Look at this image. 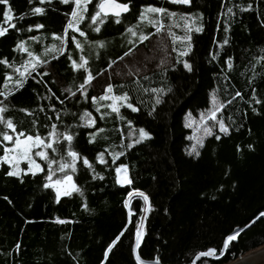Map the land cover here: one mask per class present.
I'll list each match as a JSON object with an SVG mask.
<instances>
[{
	"label": "trees",
	"instance_id": "1",
	"mask_svg": "<svg viewBox=\"0 0 264 264\" xmlns=\"http://www.w3.org/2000/svg\"><path fill=\"white\" fill-rule=\"evenodd\" d=\"M95 2L89 5L90 11ZM10 5L13 9L11 21L5 23L0 14V26L8 28V33L0 37V59L6 58L19 66L27 58L25 53L13 51L21 41H32L34 45L31 46L42 55L53 44L60 46L59 41L53 40V33L63 35L68 5L53 0L52 6H43L44 15L30 14L32 7L40 6L38 0H33L32 4L28 0H10ZM147 5L163 6L185 15H202L199 23L203 31L191 36L188 55L180 57V63L176 62L177 53L172 51L177 43L173 45L167 28L151 35L143 44H126V24H136L141 7ZM248 5H252L251 10H240ZM228 7L233 9L231 14H227ZM21 16L24 18L20 19ZM121 20V24H116L109 18L101 25L100 33L88 28L90 20L82 24L80 27L87 34V42L78 33L75 35L83 51L71 43L73 33L69 30L63 55L42 56L50 62L37 71H46L48 75L29 79L5 101L9 110L4 115L14 120L19 131L47 136L48 126L55 123L57 131L68 128L76 133L74 149L87 157L105 179L93 180L92 173L80 163L74 181L83 196L73 193L62 196L57 203L54 191L43 187L47 174L44 161L39 159L44 171L20 177H8V166L0 165V264H135L131 253L135 242L134 223L144 215L141 209L145 205L141 198L130 202L135 215L129 223L124 201L129 199L127 193L133 190L143 191L153 209L147 214L145 233L138 249L143 261L154 262L159 258L160 264H193V261L195 264H230L264 246V217L260 216L264 212V61L257 63L264 57V0H192L190 5H173L168 0H131L130 11ZM36 24L44 27L37 30ZM29 26H32L31 32L27 31ZM172 31L177 33L176 28ZM146 32L153 33L154 29L148 27ZM32 36L37 39H30ZM39 38H43L42 41ZM163 38L170 55L162 64L157 55ZM97 41H104L105 47L100 48ZM130 47L132 53L124 56ZM53 55L59 58L52 59ZM69 55L77 63L81 56L89 61L87 67L94 79L87 86V100L77 92L87 74L82 69L72 70ZM184 60L191 65V72L183 67ZM228 63L232 64L231 69ZM111 72L119 74L109 81L114 85V92L128 91L131 102L139 108L138 112L121 108L124 121L116 119L114 113L101 120V113L107 110L101 108L98 113L92 104L93 96L103 95L100 88ZM5 74L12 75V69L0 65V90H4ZM144 76L149 79L144 80ZM41 80L44 83L37 82ZM136 80L139 85L134 83ZM45 84L55 93L50 100L40 99L51 95ZM140 85L171 87L172 92L164 96V103L149 115L154 99L139 92ZM253 88L261 104L252 101ZM66 89L77 92L76 96H71ZM237 91L243 99L237 97L227 105ZM213 92L227 105L223 117L229 125V134L215 129L221 139L217 140L215 135L208 137L200 155L190 156L192 129L185 125L211 107ZM50 104L55 106L61 119L57 120L56 113L48 110ZM40 107L45 111L40 112ZM20 109H27L34 115H26ZM85 111L96 119L95 128L78 126L83 123L79 116ZM49 116L51 120L47 119ZM228 116L232 117L231 121ZM33 119L38 121L35 128ZM127 121L137 130L144 128L151 139L130 150L122 149L121 131L125 146L128 142ZM97 128L105 131L97 132L95 142L88 143L92 139L90 133ZM105 148L125 151L116 163L128 165L131 186L121 187L114 183L115 165L111 164V156L105 155L108 165L95 162L97 153ZM48 151L51 155V150ZM83 204L87 205V211ZM57 220L70 222L60 224ZM250 224L221 255L226 236ZM121 231L124 235L105 260L107 246ZM208 248L217 249L219 259H197V254Z\"/></svg>",
	"mask_w": 264,
	"mask_h": 264
},
{
	"label": "snow or ice",
	"instance_id": "2",
	"mask_svg": "<svg viewBox=\"0 0 264 264\" xmlns=\"http://www.w3.org/2000/svg\"><path fill=\"white\" fill-rule=\"evenodd\" d=\"M173 5H190L192 0H168ZM29 4L33 3V0H28ZM40 6L32 7L30 10L31 15H44L46 12L44 5L52 6L53 0H38ZM58 3L61 5H68L69 10L65 13L67 17L66 25L63 28V35H56L53 33V40L59 41L60 46L58 47L56 44H53L51 48H46L44 51V57H47L49 53H59L63 55L66 51L64 45L66 44V38L68 36L69 30L73 33L71 36V43L75 45L77 50L83 51L82 43L77 40L76 33L79 34L80 37L85 38V42H87V34L80 27L86 21L90 20L88 23V28L91 29L92 32L100 33L101 25H104L109 18H113L116 24H121V17L123 14L128 13L130 11L131 0H127V2H123V0H96L94 3L93 9L90 11L89 5H93V0H58ZM0 5L3 7L0 8V14H2L3 21L5 23L11 21L13 19V9L10 5V0H0ZM252 5H248L246 8H241V11H249L251 10ZM55 10V9H54ZM233 9L231 7L227 8V14H231ZM24 17L21 16L20 19ZM203 17L201 14L195 15H185L182 13H177L173 11H169L166 7L163 6H153L147 5L142 6L139 15L137 17V23L129 26L125 30V34L129 35L132 39L128 40L129 45H136L137 42L139 44H143L145 41L151 38V35L160 34L165 28L168 29L167 35L172 38L173 45L176 44L177 41L184 42L190 41L191 36L189 33L202 32L203 25L199 23L202 21ZM165 20L169 21V23H165ZM11 27L15 28V24H11ZM44 27L43 24H36L35 28L37 30L42 29ZM154 29L153 33H147L144 31L145 28ZM173 28H180L184 32V35L178 36L175 32L172 31ZM227 31V27H225ZM27 31H32V26H29ZM8 33V28L0 26V37H4ZM32 40H36L35 36L30 37ZM225 45L228 43L227 38H225ZM97 44L100 48L105 47L104 41H97ZM190 44L187 45L186 50H178L176 47H173L172 51L177 53L176 62L180 63V57H184L188 55V51L190 50ZM13 51H19L21 53H26L28 59L20 62L19 66L15 63H10L6 58L0 59V65H4L6 68L12 69V75L5 74L2 86L4 90H0V97H3L0 100V165H7L8 171L6 175L8 177H20L21 174L31 173L32 175H36L37 172H42L44 169L41 164L37 162L35 157H38L41 161H44L47 165V174L45 176L46 182L43 187L45 189L51 188L55 193V201L57 203L60 202L62 196H71L73 193L79 194L83 196V191L78 186V184L74 181V176L78 172V164L82 163L83 167L92 173L91 178L93 180L100 179L103 180L105 177L96 172V169L93 167V163L90 160L82 156L78 151H76L73 147V141L76 136V133L72 132L70 129L66 128L63 132L57 131V124H50L49 131L47 136H42L38 132L36 134H28L25 131H19L17 125L14 123L12 118H7L4 114L9 110L8 104L5 101H8L11 96H13L17 91L22 89L25 83L29 79H35V76H47L48 73L37 71L43 65H46L50 61L35 55L32 51L26 47L25 42L21 41L16 44ZM133 51V48L130 47L127 51L124 52V56H129ZM58 55H53L52 59H58ZM68 60L71 61V68L73 71L83 70L85 75L82 78V82L77 87V92H79L80 96L87 100V86L90 85L92 80L94 79L92 73L89 71L87 67L89 61L85 59L83 56L80 57V62L77 63L76 60L69 55ZM124 57H121L123 59ZM216 57L213 56V59ZM264 61V57H260L257 60V63H261ZM183 62V67L191 72L192 67L186 61ZM163 64V61H161ZM111 67V63L109 64ZM264 67V64H262ZM228 68H232V64L228 63ZM35 74V75H34ZM144 80H148V76L143 77ZM38 83H44V81H37ZM134 83L139 85V80L134 81ZM251 83V82H250ZM47 88V84H45ZM121 88L124 85L120 86ZM139 92H142L145 95H151L154 99V104L149 112V115L152 112L156 111V107L164 103L163 97L172 92V88H164V87H144L140 85L137 89ZM47 91L51 94L50 96H41L40 99H48L50 100L52 97H55V93L52 92L51 88H47ZM66 91L71 96H76L77 92H73L71 89H66ZM240 97L243 99L241 93L239 91L235 92L231 100L227 101V105H231L233 101ZM60 103H63V100H60L59 97H56ZM92 104L95 108L96 112H101V108L106 109L107 111L101 113L100 119H105L106 116L115 114L116 119L124 121L125 117L121 114V108H128L132 112H138L139 108L136 107L131 101L132 96L128 91H123L120 94H116L114 92V85L108 84L106 89L104 90V94L99 97L93 96ZM252 101L256 104H261L262 101L257 99L256 89L252 90ZM110 101V103H108ZM143 102V101H140ZM227 105L218 99L215 92H213L211 97V107L205 112L201 113L198 127L196 132H202V135H197L196 132L192 136H189V140H193L194 143L191 146L190 151H188V155L195 154L196 156L200 155L198 148L204 146V139L206 137H210L215 135L217 140L221 139V136L213 131L214 128H218L219 133H223L224 135L229 134V125L226 124L225 119L223 117V112L225 111ZM251 107V105H249ZM48 110L56 113V119H61L60 113L56 111L54 105H49ZM253 112L256 111L255 108L252 109ZM20 111L24 112L26 115L32 116L34 112H29L27 109H20ZM40 112H44L45 108L40 107ZM47 119L51 120L52 117H47ZM80 121L83 123L78 126H83L87 128H95L97 121L92 117V114L88 111L83 112L79 116ZM228 120L231 121L232 117L228 116ZM211 122V123H210ZM38 121L36 119L32 120L33 128L36 127ZM193 121L189 120V122L185 125L186 127L192 128ZM127 126L130 129L128 132V142L125 146V137L123 132L121 131V140L120 147L123 149L130 150L135 145L142 143L145 139H151L150 133L147 132L144 128H139L138 137L133 139V131H132V122L127 121ZM105 130L103 128H97L96 131L90 133L92 139H89L88 143H94L97 132L102 133ZM120 131V129H117ZM62 144H66V147H61ZM251 148V145H249ZM51 150V155L49 151ZM111 156V164L115 165L114 167V183L118 186L125 187L131 186L133 181L129 175L128 165L123 162L117 164V160L120 157L124 156L126 153L124 150L121 151H109V148H105L104 151L98 152L95 156V162L101 165H108L109 161L105 159V155ZM24 162L27 164V169H21L20 165ZM55 165V167H54ZM57 173H60V176H57ZM54 177H56L54 179ZM140 197L145 207L141 209L144 215H141L139 220L134 223L135 228V242L131 248V253L134 257L135 264H145V261L142 260V256L138 254V249H140L141 241L143 235L145 233V221L147 220V213L151 212L152 205L150 204L149 197L140 190H133L127 193L129 199H125L124 207L128 209V221L132 223V218L135 215V212L132 208H130V199L133 196ZM82 207L85 211H87V205L83 204ZM260 216L264 217V212L260 213ZM57 223L64 224L70 221L57 220ZM124 231H127L125 229ZM124 231H121L119 235L115 237L111 241V243L107 246L104 252V258L107 260L109 253L112 252L113 248L120 241L121 236L124 235ZM240 233L233 232L226 236L223 240V246L220 249V254H224L230 247V243L236 241ZM19 245H17V248ZM199 258H213L219 259L217 255V249L208 248L207 250L200 251L197 254V259ZM154 264H160L159 258H156ZM195 264V261H193Z\"/></svg>",
	"mask_w": 264,
	"mask_h": 264
},
{
	"label": "rangeland",
	"instance_id": "3",
	"mask_svg": "<svg viewBox=\"0 0 264 264\" xmlns=\"http://www.w3.org/2000/svg\"><path fill=\"white\" fill-rule=\"evenodd\" d=\"M192 15H195V14H192ZM122 18V17H121ZM132 25H134V23H129V24H126V28L127 27H129V26H132ZM177 29V33H176V35H178V36H182V35H184V32L182 31V29H180V28H176ZM146 30H147V28H145L144 29V31L146 32ZM195 33V31H193V32H191V33H189V35L190 36H192L193 34ZM43 37H46V36H43ZM42 39L43 38H39L38 40L39 41H42ZM129 39H132L129 35H126V37H125V40H126V44H128V40ZM191 41V40H190ZM190 41H184V42H180V41H177L176 43H177V46H176V48L178 49V50H186L187 49V45L188 44H190ZM25 42V45H26V47L29 49V51H32L35 55H38V56H43L41 53H37V51H35V49H34V46L32 47L31 45L33 44V42L32 41H30V40H26V41H24ZM34 45V44H33ZM129 45V44H128ZM58 46V45H57ZM59 47V46H58ZM158 50H159V54L157 55V59H158V62H161V61H165L166 59H168V57H169V51H168V46H167V43H166V40L163 38V39H161V42L159 43V45H158ZM26 54V53H25ZM26 59H28V57L26 58ZM25 59V60H26ZM117 75H119V74H116V75H113L112 74V72L111 73H108V76H109V78H108V81L106 82V83H103V85H102V87L100 88L101 89V92L100 93H103L104 94V90L106 89V87H107V85L108 84H110L109 83V81L111 82L113 79H115V77L114 76H117ZM118 77V76H117ZM102 83V82H101ZM98 85H99V83H98ZM110 102V101H109ZM199 118L200 117H198L197 119H189V120H191V121H193L194 123H193V127L191 128L192 129V135L194 134V132H196V129H197V127L199 126L198 125V122H199ZM189 122V121H188ZM211 123V122H210ZM128 130H127V136H128V132L130 131V129L129 128H127ZM215 129H217L218 130V128H214L213 129V131L215 130ZM132 131H133V139L134 138H137L138 137V130L136 129V128H132ZM196 134L197 135H202V132H196ZM191 135V136H192ZM208 137H206L205 139H204V141L207 139ZM146 140V139H145ZM194 143V141L193 140H191V146H192V144ZM201 148L202 147H200V148H198V151L200 152V150H201ZM190 149H191V147H190ZM35 159L37 160V162L38 163H40L41 164V162H39V158L38 157H35ZM41 166H42V164H41ZM20 167H21V169H24V170H26L27 169V164L26 163H24V162H22L21 163V165H20ZM37 173H39V172H37ZM23 174V173H22ZM21 174V175H22Z\"/></svg>",
	"mask_w": 264,
	"mask_h": 264
},
{
	"label": "water",
	"instance_id": "4",
	"mask_svg": "<svg viewBox=\"0 0 264 264\" xmlns=\"http://www.w3.org/2000/svg\"><path fill=\"white\" fill-rule=\"evenodd\" d=\"M126 14L127 13L123 14L122 17L125 16ZM135 198H140V197L134 195L130 199V202ZM250 226H251V224L248 225L246 228L241 229V230H236L235 232L238 231L241 234L242 232L247 230ZM142 240H143V238H142ZM141 243H142V241H141ZM145 263L154 264V262H147V261H145ZM230 264H264V246L243 255L242 257H240L239 259L235 260L234 262H232Z\"/></svg>",
	"mask_w": 264,
	"mask_h": 264
},
{
	"label": "bare ground",
	"instance_id": "5",
	"mask_svg": "<svg viewBox=\"0 0 264 264\" xmlns=\"http://www.w3.org/2000/svg\"><path fill=\"white\" fill-rule=\"evenodd\" d=\"M147 214H148V213H147ZM147 214H146V215H147ZM145 264H147V263H145Z\"/></svg>",
	"mask_w": 264,
	"mask_h": 264
}]
</instances>
